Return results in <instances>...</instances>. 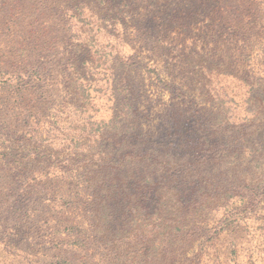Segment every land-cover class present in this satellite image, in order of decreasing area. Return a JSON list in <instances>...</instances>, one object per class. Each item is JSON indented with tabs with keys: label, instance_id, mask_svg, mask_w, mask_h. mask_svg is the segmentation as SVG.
Instances as JSON below:
<instances>
[{
	"label": "trees",
	"instance_id": "obj_1",
	"mask_svg": "<svg viewBox=\"0 0 264 264\" xmlns=\"http://www.w3.org/2000/svg\"><path fill=\"white\" fill-rule=\"evenodd\" d=\"M7 2L0 184L24 187L4 232H45L56 264H201L224 233L211 257L234 261L264 230V0Z\"/></svg>",
	"mask_w": 264,
	"mask_h": 264
},
{
	"label": "rangeland",
	"instance_id": "obj_2",
	"mask_svg": "<svg viewBox=\"0 0 264 264\" xmlns=\"http://www.w3.org/2000/svg\"><path fill=\"white\" fill-rule=\"evenodd\" d=\"M5 1L6 0H0V6H2ZM7 1V4L9 5L11 0ZM22 5L24 7H28L25 2H23ZM3 27L4 25L2 26V29ZM11 33H14L12 29ZM1 39L2 38L0 37V56H2L1 62L3 63L9 58H6L7 53L1 50L2 44H4L3 40ZM57 45L59 44L57 43ZM51 51L53 50H46L45 52H39L38 54L41 57L47 55L46 58L48 59L52 58L53 56L51 55L49 57V55L52 53ZM41 57L40 60L42 61L43 58ZM7 70L10 71L9 68H7ZM26 73L27 71H25V73L22 72L21 75L25 76ZM15 75V77L17 78V74ZM3 80L5 79H2V81ZM16 84V80L10 81L9 85L3 83L2 85L0 84V99H4V96H9L10 99H15L17 97V94L14 92L17 87L15 86ZM158 84L159 83H157L156 81L152 82V85L149 87L150 97L152 99L159 100V102H161V100L162 102L167 101L168 99H170V94L167 91H163V88ZM33 85H36V83H34ZM1 86H5V92H3ZM219 92H221V90ZM236 92L237 91L232 88V85H230L229 95H234V99H238L237 95H235ZM61 93L62 96L64 94V91H62ZM95 94L100 95L99 99H107L108 96V93H103V91L98 93L95 92ZM21 95L24 99H37L40 96V93L36 86L34 87L30 85V87H27L24 92L22 91ZM230 96H228L227 99H229ZM101 101L105 103V100ZM11 143L12 142H10V144ZM9 151L11 150L9 149ZM2 171L5 172V170ZM6 173L8 174V172ZM5 179L6 180H3V182L0 184V264H56V262L60 261L59 253L54 247H52V243L48 241L49 237L45 234V232L40 233L36 236L31 235L30 233V235L26 236L25 239H23V237H21L20 239L18 238V236L21 235L19 234V232H16V234L14 233V231H12L13 233L10 232L11 230H9L8 232H4L5 227L12 224V217L9 212L6 211H9L10 206H12L13 204L12 201L10 203H5V200L8 197L9 200L16 199L19 192L18 190H15V187L18 186L20 187V189L24 187V184L22 186L21 184L19 185V183L16 185L12 183V179ZM19 180L22 181L21 179ZM9 194L11 195L9 196ZM46 215L43 217V219L46 218ZM261 215H264V210H261L259 212V215L257 216ZM259 226H261V222L254 221L252 223V226H250V229H248V232L243 231L241 233H238L239 239L237 240L236 246L237 255H235L236 257H233L234 261L231 259L232 256H230V261H225L223 259V256L221 255V261H219V264H264V230L260 229ZM223 234L224 233H222L218 237V239L215 241V245L210 250V258L212 260H208L207 258L203 259L201 264H218V261L215 259V257H211V251H224V247H226V245L228 244L230 239L228 237L230 236H224Z\"/></svg>",
	"mask_w": 264,
	"mask_h": 264
}]
</instances>
